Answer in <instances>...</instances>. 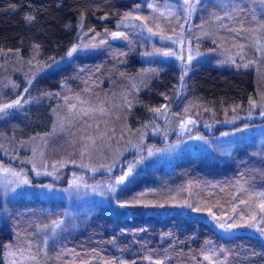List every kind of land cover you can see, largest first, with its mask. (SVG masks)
<instances>
[{
  "label": "trees",
  "instance_id": "trees-1",
  "mask_svg": "<svg viewBox=\"0 0 264 264\" xmlns=\"http://www.w3.org/2000/svg\"><path fill=\"white\" fill-rule=\"evenodd\" d=\"M135 1L0 0V49L19 50L24 57L35 53L39 64L52 63L63 58L81 27L82 31L113 29L122 15L134 9ZM233 1L240 8L229 23L232 29L255 27L264 19L259 0ZM29 16L31 21L26 19ZM129 48L125 43H111L103 50L104 58L99 52L78 53L37 75L27 97L33 95L38 103L20 110V115L5 110L0 120L15 145L53 130L52 103L60 96L62 84L71 94L85 92L94 102L110 87L125 92L130 75L145 63ZM186 72L182 76L173 65L163 68L126 103L127 125H147L164 104L181 105L185 100L221 117L224 109L229 116L237 111L246 114L245 108L264 85L258 84L256 72L248 67L197 65ZM0 161L11 162L1 154ZM115 200L131 206L129 211L94 209L83 217L80 227L50 242L43 264H264V156L254 154L250 144L238 146L224 160L191 153L171 160L170 165L138 163L118 186ZM29 203L17 200L12 208ZM177 205L179 209L172 207ZM204 214L219 215L225 223L234 221L238 229L222 232L202 218ZM27 219L12 215L0 224V264L5 245L17 237L16 230L23 228L29 234L34 229ZM11 223L22 228L15 229Z\"/></svg>",
  "mask_w": 264,
  "mask_h": 264
},
{
  "label": "rangeland",
  "instance_id": "rangeland-1",
  "mask_svg": "<svg viewBox=\"0 0 264 264\" xmlns=\"http://www.w3.org/2000/svg\"><path fill=\"white\" fill-rule=\"evenodd\" d=\"M227 1L229 4L223 5ZM134 3V9L122 15L113 29L82 31L80 25L75 42L62 59L52 63L39 64L35 53L24 57L19 50L0 49V120L5 110L19 111L20 115V110L36 105L33 95L27 97L32 80L75 54L99 52L104 58L103 50L111 43H125L145 62L130 75L125 92L110 87L95 102L87 99L85 92L71 94L62 84L60 96L52 103L56 122L51 132L15 145V138L0 123V154L11 160L0 161V224L15 215L28 217L26 222L34 227L24 234L26 230L11 223V227L22 229L16 230L17 237L5 245L2 264H39V260L43 264L42 255L50 242L80 227L83 217L94 209L129 211L131 206L116 202L115 197L118 186L133 174L138 163L170 165L171 160L191 153L224 160L242 144H250L254 154L264 156L263 84L256 99L245 108L246 114L237 111L229 116L224 109L221 117L200 103L185 100L181 105L165 102L168 107L164 104L147 125L133 128L136 125L129 127L125 121L126 103L166 66L179 68L182 76L197 65L248 67L256 72L258 84L264 83V19L255 27L238 25L232 29L229 23L240 8L233 0ZM259 3L264 6V0ZM116 33L119 35L114 37ZM19 152L23 153L20 157ZM121 177L124 180L117 183ZM40 179L47 181H37ZM17 200L30 203L12 208ZM172 207L179 209L178 205ZM202 218L222 232L235 231L239 225L225 223L219 215L204 214Z\"/></svg>",
  "mask_w": 264,
  "mask_h": 264
},
{
  "label": "snow or ice",
  "instance_id": "snow-or-ice-1",
  "mask_svg": "<svg viewBox=\"0 0 264 264\" xmlns=\"http://www.w3.org/2000/svg\"><path fill=\"white\" fill-rule=\"evenodd\" d=\"M26 19H28L29 21H31L33 18H32L31 16H29V17H26ZM113 35H114V37H115V36H118L119 34L116 33V34H113ZM72 51H75V49H73ZM68 54L71 55L72 52L70 51ZM169 54H170V53H165V55H169ZM17 103H18V102H17ZM125 175H127V173H126ZM123 180H124V177H121L120 180L117 181V183H120V182H122ZM124 206H125V205H121V207H124ZM262 207H264V206H262Z\"/></svg>",
  "mask_w": 264,
  "mask_h": 264
}]
</instances>
